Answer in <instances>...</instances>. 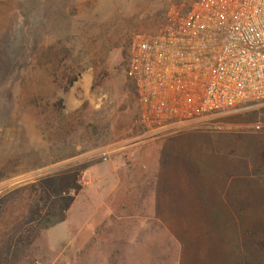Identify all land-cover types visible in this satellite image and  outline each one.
<instances>
[{
	"label": "rangeland",
	"instance_id": "rangeland-1",
	"mask_svg": "<svg viewBox=\"0 0 264 264\" xmlns=\"http://www.w3.org/2000/svg\"><path fill=\"white\" fill-rule=\"evenodd\" d=\"M193 1L0 0V264H184L179 236L242 239L224 260L264 264V102L155 134L128 72L133 38ZM182 133L216 142L229 168L201 148V178L158 175L165 139ZM226 174L243 223L229 233L211 190ZM100 186L116 189L113 210L93 194L87 226V187Z\"/></svg>",
	"mask_w": 264,
	"mask_h": 264
},
{
	"label": "built area",
	"instance_id": "built-area-1",
	"mask_svg": "<svg viewBox=\"0 0 264 264\" xmlns=\"http://www.w3.org/2000/svg\"><path fill=\"white\" fill-rule=\"evenodd\" d=\"M128 72L151 129L264 102V0L172 5L156 32L133 38Z\"/></svg>",
	"mask_w": 264,
	"mask_h": 264
},
{
	"label": "crops",
	"instance_id": "crops-1",
	"mask_svg": "<svg viewBox=\"0 0 264 264\" xmlns=\"http://www.w3.org/2000/svg\"><path fill=\"white\" fill-rule=\"evenodd\" d=\"M153 133L158 134L163 129H158L154 128L152 129ZM175 131V130H174ZM192 133H182L178 135H172L170 137H167L165 139V145L164 148L161 150L159 154V165L157 167L158 169V175L161 174H167L169 173L172 177L176 178L179 183H183L184 180L186 179V176L192 175L195 176L196 178H201V173L199 171V166L196 163L197 158L199 159L200 157V149H207L209 152L215 154V152H218V156L220 157V163L221 167L223 169L228 167V159H226V156L221 153L217 146L218 144L214 141H191L193 140ZM190 144V151L191 155L188 156L187 153L184 151L185 148H187ZM140 156V153H135V155H132L131 160H135ZM190 157V159H189ZM110 162V161H109ZM118 162V161H117ZM115 169L117 168L116 161L112 160L110 162ZM110 164L107 166L102 165V162L99 163L98 165H91L88 168L89 173H93L95 170H100L101 172L104 171L106 168L110 167ZM187 164H191L192 167L188 169ZM227 171H230L229 169ZM103 176V174H101ZM226 179L224 181H221L218 183V190H212L214 194L221 195L220 199L225 202L226 205V210H227V217L225 218L224 221V226H226L227 232H231L230 228L232 229L233 225L240 224L242 225L243 223L240 221L242 218L238 216L239 212L237 210L229 205H227V195H228V188L230 182H227L228 180V174L224 175ZM158 180L160 181V178L158 176ZM107 182V179L105 180V183ZM116 189L114 186H100L99 188H96L95 191H93L92 188L87 187V226H92L96 224V219L92 217V214L95 212L96 209H92L94 205L103 206L107 205L108 210H113L112 206L109 203V195H112ZM93 194H99L100 195V202L97 204ZM224 204V203H223ZM90 207V208H88ZM94 210V211H93ZM93 211V212H92ZM89 215V216H88ZM166 225L170 226L168 224V221L165 220ZM234 229V228H233ZM180 240L184 244V252L182 253L181 258L183 259L184 264H230L227 260L225 261L224 259H228L233 256L234 251L232 250V247L235 246L236 243L240 244L241 249H244V247L247 244V249L249 248L248 242L245 240L239 239L238 242H232V240L228 239V237H222L219 236L218 240L221 245H217L214 239H211L209 236L204 237V239H199L197 242H190L188 238L179 236ZM214 245L218 246L217 248L214 249ZM219 247L221 248L219 250ZM197 249V250H195ZM213 251L214 257L210 258L207 257V254L209 251ZM197 251H200L201 253L198 254ZM214 258V259H213Z\"/></svg>",
	"mask_w": 264,
	"mask_h": 264
}]
</instances>
